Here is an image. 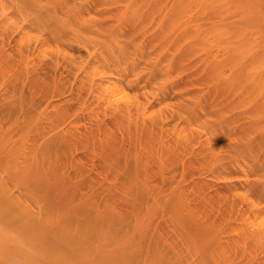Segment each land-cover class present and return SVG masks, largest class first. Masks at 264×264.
I'll return each instance as SVG.
<instances>
[{
    "label": "rangeland",
    "instance_id": "rangeland-1",
    "mask_svg": "<svg viewBox=\"0 0 264 264\" xmlns=\"http://www.w3.org/2000/svg\"><path fill=\"white\" fill-rule=\"evenodd\" d=\"M31 1H33L34 3L31 4L32 3ZM37 1L36 0H28L26 2L25 0L24 1L19 0V2H18V0H16V1L10 0V2L13 3L12 7H11V5H10L11 3L9 2V0L8 1L3 0L4 3L6 2L4 7L5 6L9 7V11H8L7 16L5 14H3L4 16L7 17V20H9L8 17L11 16V18H13V21H14V24L16 25V27H18V26L22 27V25H23L24 27L27 26L26 28L29 27L30 30H32L31 28L34 27L33 28L34 31L32 30L31 33L36 32V34L33 33V35L35 34V36H36L39 33L42 35L43 38L45 37L44 38V41L46 40L45 42H48V44H50L52 42L50 44L51 47L55 48V46H56V47H59V49H61V50H59L60 53H58L59 55H57L56 58H55V53H52V50H51V52H49L50 51L49 50V51H46V53H45V51L44 52L39 51L40 48L36 49V50H38L39 53L35 50V52L30 54L34 57L30 58V55L28 56L29 53L26 54L28 57L24 56L25 52L24 53L22 52V50H23V49H21L22 45L20 46V43H19V41L21 39L23 40V38L19 37V36H21L22 33L20 32L21 33L20 34L19 31L14 32V30H13V32H11L10 30H8V28L7 29L4 28L5 27L4 25H6L7 27H9L11 25H9V24L7 25L5 23V21L7 23L9 21L4 19L3 15H2V18H0V29H1L0 34H3L0 36H2V38L4 39V41H3L0 37V39H1L0 44L5 42L4 44L6 46L3 45L5 48V52L7 50V52L9 53L8 54L6 52L8 54L7 58H6V53H4L5 56L4 55L3 56L6 59H3L4 57L2 59L0 58L1 60H5L3 62H0V65H3V66H1L3 68L0 67V76L2 77V78L0 77V93L5 94L6 90L8 92V90L12 89V86H13V88L16 86L13 89L14 93L13 92L11 93V95H13L12 96L13 102H15V100L18 97L20 99V96L22 98L23 97L22 95H25V97H23V99H20V100H23V102H25L24 100H26V103H28V102L30 103V104H27V107L25 106L26 107L25 109L28 110L30 105L31 106L35 105V108H36V109L35 108L33 109L34 114H32L33 112L31 113L33 115L32 116L33 118L28 113H26L27 111L24 109H23V111L25 113L20 112L21 115L18 116V118L16 120V121H19L17 123L18 125L16 126V124H13L14 127H13V130L11 132L12 134L13 133L17 134L14 136V138H16V136L18 138H21L20 134H22V131H25L27 128H29V130L27 129L26 131L27 132L29 131L28 134L30 135L29 137H31V141L33 139H35L32 141L33 143H35L34 141H36V143H37V141H39L40 144L36 146V147L39 146L38 148H36V149H39L43 142H46V140L49 141L48 140L49 138L54 139V136L56 137L57 132L58 133L59 132L60 133L65 132V134L68 133L70 135H71V132H72V135H73V133L77 134L78 135V136L76 135L77 137L75 135H73V136L75 138H77L78 141L79 140H82V141H79L80 146L79 145L78 146L80 148L78 149V151H76V154H79V156L81 155L80 159L81 160L83 159L84 161L82 160L83 161L82 162L80 159H77V160L78 161L80 160V162L84 164L82 167L84 168V171H86L85 175L83 174L85 179L82 177L83 175L77 179L80 180V178L82 177L86 181V178L88 176L89 177L87 179H90V178L93 179L95 176L99 177V175H98L99 173L100 174L103 173L104 175H107V177L109 179L113 177V176L111 177V173L113 175L114 169H113V172H111L112 169H109V168H111V166H114V165L113 164L107 165V163L110 164L111 158L106 157V159H109V161L106 160L107 162H104L105 160H102V159H104V156H106V154H104L106 152H103L101 150V147L99 145V141H97L98 144H96V143L93 144V143H90L91 141H89V139H88L89 138L88 136H90V134L96 135L95 141H96V137L98 138V136L100 138H102L103 136L106 137L107 135L108 136L110 135V138L112 136V138H114L113 140H117V142L119 144V145L116 144L117 147H119V148H117L118 149L117 151H119V150L123 151L124 149H121V148H124L126 146L127 148L125 147V149L127 150V152L132 151V153L131 152H130V154L128 153L130 155L129 157H132V155L134 153H137V151H135V150H138L137 154L144 158L143 159L140 157L141 161H140L139 170H138V172H140V173H137V175L140 174L143 177L140 176L141 177L140 178L138 176V180L140 183L146 181V185H144V183H143V186L144 187L149 186V187L148 188L145 187L146 191L143 187V189H144L143 191L147 192V189H148V195H153L150 192L151 188H152V190L154 191L152 193L155 194V195H153V197L156 200L154 198L148 199V197H144L147 194H144L143 199L147 198L148 202H150L149 204H153L156 201L155 202L156 204L152 210L153 213L154 212L155 213L151 214V212H150L151 216L150 215L148 216V214H147L148 211L144 210L145 208L143 209V211L146 213H144L141 210L142 208L139 209L140 206H138V213H142L141 215L140 214H138V215H140L144 218V216H143V214H144L145 216H147L149 218L148 221L153 222V223H151V225H152L151 227L157 226L156 229L159 231H156L155 228H154L155 231L153 230L154 231L153 233H156L155 234L156 236L158 234L157 232H159V233L161 232L163 236H165L167 239L169 238L172 241L171 243L174 244L177 241L175 239L176 241L174 240L175 242H173L174 236H172L173 234L176 235L175 232L173 231V229L175 230V228L173 227V225H174L173 223H174V220H176V219H174V217L175 218L177 217V220H178V218H180L181 220L180 219L179 220L181 221V223H184V225H186V223H187V225L190 224L191 223L190 221H192L191 224H193V222H195V223L201 222L202 223L204 221V223H206V224L207 223L209 224L211 222L212 224L211 223L209 224L210 225L209 229L211 231V234H213L212 236L213 237L216 236V238L217 237L220 238L221 242H223V246L227 247L229 249V250H226L227 248L226 249L222 248L225 251L223 253H227V255H229L230 257L234 256L233 258H229V259H232V260H230V262L236 263V262L240 261L239 263H241V264H250V263L253 264V262H254V264L255 263L256 264H264V253H262V252H264V247H261L260 245L257 247V244H255L254 242H253L254 243V246H253V243H251L249 238H248L251 245L249 244V242H245L246 245L250 246V247L247 246V248H245L246 246H245V243L243 242L245 239V238L243 239V237L245 236V235H243V233L245 234L246 231L249 232V230H250V227L248 229L249 225L244 224V223H247L249 221L248 219H246L248 217V215H250L249 218H251V217L256 216L257 211L260 212V214L264 213V210H262V208H264V201H262V200H264V199H262V197H264V195H262V194H264V101H262V100H264V97H261V96H264V89H262V88H264V57H260V56H264V46H261L262 44H264V36H262V35H264V0H223L222 2H220L221 4L220 3L218 4L217 1L216 2L207 1V4H205V1L202 2L206 6L205 5L201 6V4H202L201 2H200V4L197 3L196 1L194 3L188 2V3H190L189 5L187 3L189 10H188V8H186L187 9L186 10L183 7V9L186 10L185 13L183 12V14H186L187 16L190 15V16L189 17L185 16V18H186V19L184 18L185 21H183V20L182 21L183 22L187 21V23H188L187 26L189 28L188 27H175L174 28V26L169 25L170 21L167 18L170 15V14L168 15V13L170 12L169 9L171 10V8H174V7H170V6H174L176 4V3L175 4L173 3L174 5H171L172 4L171 2H174L173 0L171 2H170V0H165V1L163 0L164 2L161 1V3L157 4V6H150L151 2H152L151 0H147V1H145V0H123V1L122 0L121 1L120 0H114V1H112L111 0V2L109 0H106V1H108V3L105 0H60V1L59 0H46V1L45 0H37ZM50 1H51L52 5H50ZM55 1H57V2H55ZM58 1L61 3V5ZM1 2H2V0H1ZM21 2H22V4H21ZM28 2H31V3L29 4ZM82 2L84 5L82 4ZM35 3H36V5H35ZM149 3H150V5H149ZM28 4L30 6H27ZM7 5H9V6H7ZM42 5L46 6V9L43 10L41 8ZM47 5L50 8L47 7ZM224 5H226V7ZM44 6H43V8H44ZM222 7H224V8H222ZM166 8H169L168 11ZM195 8H197V9H195ZM198 8H200V10H198ZM219 8H221L220 12H219ZM41 9H42V11H45V12H46V10H47V12H48V10H52V11L54 10V12H53L54 14H51L52 19H53V15H54L55 18L56 17L58 18V21L60 23L57 22V19H55V18H54L55 20L53 19L54 21L51 20V17H50L51 12L47 13V14H49V16H46L47 14L45 13L46 15H45L44 19H42L43 17L40 16V15H42V13L40 12ZM59 10L61 11V13ZM38 11L41 14L38 13ZM230 11L233 12V14ZM225 12L227 15L225 14ZM29 13H31V14H29ZM66 13L68 14V16ZM77 13L79 14V16L77 15ZM141 13H143V14H141ZM33 14L35 17L34 16L32 17ZM36 14H40L39 18H38V16H36ZM60 14H62V15H60ZM71 14L73 15V17H70ZM74 14H75V16H74ZM129 14H130V16H128ZM76 15H77V17H76ZM62 16H63V18H62ZM221 16H223V17H221ZM46 17H50V19L47 18V20H46L45 19ZM64 17H66V18H64ZM36 18L38 19V21H36ZM40 18L43 20L42 24L40 23V25L42 26L41 27L42 30H40L41 28L39 27L40 26L39 22L42 21V20L39 21ZM151 18H152V20H151ZM259 18H260V20H259ZM64 19L66 20V23H67V24H65V23L64 24L73 31H70L69 28L68 29L63 28L64 27L63 24H62L63 25V27H62L61 23L65 22ZM92 19H94V20H92ZM192 19H193V21H191ZM62 20H64V21H62ZM49 21H51L52 23ZM76 21H77V23H76ZM97 21H99V22H97ZM160 21H162V22H160ZM2 22L4 23V25ZM125 22H126V24H125ZM195 22L197 24H200V25H195L196 24ZM247 22L249 23V25L251 24L250 26L254 25L255 29L252 28V31H251L250 26L249 25L247 26V24H248ZM56 23H57V25H56ZM79 23H82V24H79ZM83 23H85L86 25ZM233 23H235V24H233ZM10 24H11V22H10ZM14 24L11 27H13V26L15 27ZM43 24H46V25H43ZM58 24H60V27L62 29H64V30L66 29L67 31L69 30L70 32L68 31V34H66V32H65L64 36L62 34L64 41L61 38V36L58 35L59 38L55 37L56 40H52V38H51L50 42H49V38H47V37H50L53 34L55 35L56 33L57 34L59 33V32L55 33V30L52 31L54 28L57 29V31H58V27H57V26H59ZM76 24H77V26H76ZM89 24H91L93 26H90ZM158 24L162 25V26H159ZM202 24H203V26H202ZM1 25H3V26H1ZM117 25H118V27H117ZM168 25H169V27H168ZM192 25H193V27H192ZM82 26H84V27H82ZM87 26H89V27H87ZM80 27H82V29ZM210 27H211V29H210ZM219 27H221L222 29ZM242 27H243V29H245V31H246V28L249 27V28H247V35L244 31V33L246 35L245 39L249 38L250 40L249 39L248 40L251 41L253 38H256L255 40L253 39L255 41V43L252 40V42L254 44L253 43L250 44V42L249 43L246 42V44L248 43L247 45L244 44L245 42L244 43L242 42L244 45L239 44V42L234 44L235 39L233 37L235 36L236 31L241 29ZM44 28H45V30H44ZM48 28L54 33H51L50 30H47ZM197 28H199L200 33H198ZM35 29H38V30H35ZM190 29H191V31H190ZM225 29H226V31H225ZM75 30L77 31V33L75 32ZM95 30H97V32ZM166 30L169 32H167ZM171 30H172V32H170ZM183 30H184V32H183ZM248 30H250V31H248ZM254 30H256V32H259V33L256 34ZM193 31H195V32L193 33ZM206 31H207V33H206ZM209 31H211V32L208 33ZM220 31L222 33H224V35ZM233 31H234V33H233ZM48 32L50 34L49 36H48ZM72 32H73V34H72ZM189 32L192 33L191 36H190ZM249 32H252V33H249ZM173 33H174V35H173ZM179 33H180V35H177ZM195 33L197 34V37H196ZM211 33H212V35H211ZM59 34H61V32ZM93 34H94V36H93ZM117 34H119V35H117ZM170 34H171V36H170ZM193 34H195V35H193ZM214 34H216V35H214ZM259 34H260V36H259ZM164 35H166V37ZM248 35H250V36H248ZM38 36H40V35H38ZM65 36H67V37L65 38ZM72 37H73V39H72ZM184 37L186 38V40ZM190 37H192V39ZM200 37L202 38L201 40H200ZM37 38L38 37L36 36L35 40H37ZM53 38H54V36H53ZM165 38H167V39H165ZM168 39H169V41H168ZM225 39H226V41H225ZM259 39L262 41H259ZM38 40H41V39H38ZM96 40H98V41L96 42ZM212 40H214V41H212ZM164 41H165V43H163ZM182 41H183V43H182ZM40 42L42 43V41H40ZM73 42H74V44H72ZM114 42L116 43V45H113V44H115ZM191 42H193V43H191ZM195 42H199V43H195ZM200 42H202V43L200 44ZM203 42H205V43H203ZM171 43L173 44L172 46H175V47H172L170 45ZM99 44L102 45V47L104 46L105 49H107V50H105L104 47L102 49L100 47V49H99V46H98ZM229 45L231 47V52H230ZM232 45H233V47H232ZM235 45H237L236 50H239L238 52L236 50H233ZM253 45H254V47H252ZM0 46L2 47V44ZM40 46H41V44H40ZM186 46H187V48H186ZM189 46H192V47H189ZM243 46L245 48H243ZM119 47H120V49H122L124 47L123 51H126V52H124L126 54H123L122 50H120L122 52V55H123L122 56L120 54ZM62 48H64V49H62ZM112 48H114V49H112ZM115 48H116V50H115ZM103 49L107 52H105ZM109 49H110V51H109ZM186 49H187V51H186ZM254 49L255 50L257 49V50L255 51ZM2 50H4V49H2ZM57 50H58V48H57ZM65 50H67L66 54H65ZM217 50H219L220 52ZM10 51L12 54L10 53ZM129 51H131L133 54ZM184 51H186V52H184ZM19 52H22L21 53L22 55L24 54L23 56L20 54L21 57H23V58L19 57ZM40 52H42V53H40ZM97 52L99 54H97ZM207 52H208V54H207ZM235 52L238 54H236ZM242 52H244V53H242ZM34 53L37 57H35ZM43 53H45L46 55H44ZM48 53H50V54H48ZM218 53H219V55H218ZM39 54H43V55H39ZM9 55L10 56L12 55L11 57L13 59L11 57H9ZM94 55H95V57H94ZM98 55H101L100 59L102 61L105 60V62H106V60H107V62H109L108 59L109 60L111 59L110 63H107L109 65L112 63V61H113L112 57L114 55H115L114 59L118 55L120 58H121V56H122V58L126 57V58L120 59V60H125V59L127 60V58L129 60L128 62L126 61L125 66L122 64L123 67H121V69L124 70V72L127 71L126 72L127 74L124 73V76L125 77H126V75H127V77L129 76L128 80H130V79H132L134 81L136 80L137 83L136 82L134 83V81L130 80V82L133 84V86L135 84L134 87L130 86V85H132L131 83L130 84L127 83V85L129 84V87H130L129 91L138 95L141 102L144 104V106H142L143 109L142 108L141 109L144 110V108H145L144 111H142L140 109V113L143 112V114L144 113L145 114L144 115H142V113L140 114L143 117L140 116L138 119V123L141 122V123H139L141 127L140 126L137 127L139 129L137 131H135V133L137 132L136 134L134 133V130H133V129H135L134 128L135 126L133 125L130 127L131 129H129L128 126H130V124L129 125L126 124L127 120L122 119L123 120L122 124H124L125 126L122 124L120 125L121 119L112 113L113 109L111 107H107L106 108L107 110H105V108L103 106L104 105L103 101L100 102V100L97 99L96 95L89 91L88 80L81 77V76H83V74H85V72H84L85 70L80 69L79 65H82V64L78 61L79 60L90 61L91 57H94L97 60V59H99ZM106 55L108 58L105 57ZM214 56H215V60H214ZM26 57H27V60H26ZM68 57H71V58L69 59ZM9 58H11V59H9ZM19 58L20 59L25 58V59L23 60V62H21V60ZM29 58H30V60H34V61H30ZM36 58H38V60ZM219 59H221V60H219ZM6 60H9L10 61V62L8 61L9 63H11V61H13V60H16V61H13V64L12 63L10 64L11 68H12V72H9L10 66H7V64L5 63ZM51 60H53V61H51ZM67 60L68 61L70 60L71 63L67 62ZM92 60L93 59H91V61ZM133 60H135V62ZM64 61L66 62L65 64H64ZM99 61H97L98 66L102 67L103 66L102 64L104 62H102V64H101V63H99ZM31 62H33V63H31ZM53 62L54 63L56 62V63L54 64ZM223 62L225 65L223 64ZM9 63H8V65H9ZM14 63H15V65H14ZM46 63H47V65H46ZM234 63H235V65H234ZM25 64H27V65H25ZM77 64H79V65H77ZM211 64L214 66H212ZM74 66H76L77 69ZM77 66H79V67H77ZM134 66H135V68H134ZM4 67H9L8 71H6L8 74H6V72L4 71L7 68H4ZM101 67H100V69L104 70V68H105V71H107L108 73H109V70L112 71L111 69L107 70L106 69L107 66L106 67L104 66L103 68H101ZM109 67L110 68L112 67V69H113V66L110 65ZM1 69H4V70H2L4 72H2ZM206 69L208 72L206 71ZM25 70H26V72H25ZM103 70H102V72H103ZM218 70L221 73L218 72ZM15 71H16V73L18 72V74H16ZM212 71L215 72L216 74L213 73ZM1 72L4 73L5 75L1 74ZM75 72H77V73H75ZM140 72H141V74H140ZM261 73H262V75H261ZM10 75H13V76H10ZM17 75L21 76V77H18ZM37 75H39V76H37ZM256 75H257L258 79H259V77H261L260 80L261 79L262 80L259 81L256 79L257 78L256 77V78H254L256 80H254V82H253V79H251V78L255 77ZM22 76L23 77L27 76V77L24 79V78H22ZM30 76L32 78L33 77H36V78L39 77L37 80L35 79L36 81L33 83L34 86H36V83L38 82V84H37L38 87L36 86L37 88L34 87L33 85H31L32 81L34 79L32 81L31 80L29 81L30 84L27 83L28 77L31 78ZM51 77H52V79H51ZM78 77H80V78H78ZM246 77H248V79ZM75 78H77V79H75ZM215 78H217V79H215ZM245 79H247V80H245ZM45 80H47V81H45ZM80 80H81V83H79ZM82 80H84V81L82 82ZM226 80L229 81L230 83L227 82ZM12 81H13V83H12ZM25 81H27V82H25ZM232 81H233V83H232ZM9 82L11 84H8ZM127 82H129V81H127ZM242 83H243V85H242ZM7 85H8V88L6 87ZM42 85H43V87H41ZM44 85H46V86H44ZM253 85H255V86H253ZM58 86H60V87H58ZM39 87H41V89ZM135 87H136V90H135ZM21 89L24 91L25 94L22 93L23 91L21 92ZM36 89H37V91H36ZM11 91H9L8 94H5V95H10ZM224 91H225V93L223 94ZM16 92H18V94ZM19 94H20V96H19ZM29 94L31 96H29ZM144 94L146 97L144 96ZM37 95H39V96H37ZM233 95H235V96H233ZM43 96H45V97H43ZM195 96L196 97L199 96V97L196 99ZM31 97L34 100L31 99ZM144 97H145V99H144ZM19 99H17V100H19ZM221 99H222V101H221ZM223 99H224V101H223ZM260 100L262 102H260ZM210 102H212L213 104ZM91 103H93V104H91ZM100 103H102V104H100ZM145 103H148V104H145ZM190 103H192V105ZM254 103L255 104L257 103V104L255 105ZM99 104L101 106H103V108ZM178 105H179V107H178ZM105 106H107V105H105ZM64 107L66 110L64 109ZM99 107H101V108H99ZM32 108H30V109H32ZM38 110H39L40 115H41L40 111H42V112L44 111L45 113L43 112L44 113L43 116L46 118L45 121L49 122L50 124L52 123L53 127H49L50 129L54 128V129H52V131L49 128H45L47 132H48V130L51 133L53 132L52 134H48L50 132L46 133L45 130L42 131L41 124L38 123L40 121H37L38 117H37V115H35V114H37L36 111H38ZM58 110H60V111H58ZM103 110L105 113L103 112ZM30 111H32V110H29V112ZM61 111L64 112L63 114L65 117V120L63 121V123L61 122L62 124L60 123V120H59L60 117L58 118V116L62 115ZM96 111H99V113ZM186 111H188V114ZM192 111H193V113H192ZM57 112L59 115H57ZM191 113L192 114L196 113V115L194 114L195 116L194 115L192 116ZM24 114H26L27 116L26 115L24 116ZM45 114H47V115L45 116ZM48 114H50V115H48ZM15 115H19V114L15 113ZM34 115L37 118L34 117ZM138 115L139 114H136L134 116L135 118L132 119V120H134V123L137 122V121H135V119L137 120ZM180 115H181V117H180ZM182 115H184V117ZM27 117H29V119H31V120H29ZM35 118H36V122L39 124V126H37L36 124L35 125L33 124L35 121L34 120ZM57 118L59 121L57 120ZM142 118H143V120H142ZM146 118H148L149 120H147ZM61 119H62V117H61ZM163 119H164L165 123L163 122ZM25 120H27V121H25ZM32 120H33V122H32ZM141 120L144 122L142 123ZM20 121H22V122H20ZM23 121L25 123H23ZM184 121H187V122L184 123ZM28 122H30L29 124L31 125V127L28 124ZM73 122H75V123L73 124ZM19 123H20V125H19ZM117 123L120 125V128L118 127L119 125ZM138 123H135L136 126ZM187 123H189V124H187ZM23 124H25V125H23ZM77 125H78V127H77ZM34 126H36V127L34 128ZM71 126H73L74 128ZM37 127H39L38 129H40V128L41 129L38 130ZM148 127H151V128L148 129ZM170 128H172V129H170ZM185 128H186V130H184ZM36 129L39 131L38 133H37ZM66 129H67V131H66ZM140 129H141V131H140ZM176 129L180 133H178L176 131ZM16 130L19 134L15 132ZM18 130H20V131H18ZM131 130H133V131H131ZM182 130H184V131H182ZM105 131L108 133H106ZM166 131H167V133L165 134ZM36 133H37V135H36ZM39 133H41L40 135L43 136L44 141H43V138L41 136H38ZM44 133H46L45 136H44ZM94 133H96V134H94ZM129 133H131V134L134 133L135 135H129ZM138 133H140V134H138ZM187 135H190V139H193V142H192V140L190 141L189 138H186V137H189ZM192 135L195 138H193ZM127 136L129 139L127 138ZM133 136H137V137L135 138ZM78 138H81V139H78ZM107 138H109V137H107ZM134 138L135 139L138 138L137 139L138 142L137 141L135 142ZM175 138H177V139H175ZM174 139H175V141L173 142ZM184 139H186V140H184ZM131 140H133V141H131ZM157 140L158 141L160 140V141L158 142ZM206 140L207 141L210 140L211 142L209 141L207 143ZM141 141H143L145 145ZM184 141H185V143H183ZM190 142H192L193 144H191ZM36 143H35V145H36ZM121 143L124 144L123 147L120 146ZM138 143L140 146L142 145L141 149H140V146L138 147V145H137ZM157 143H158V145H157ZM170 145H172V147ZM180 145L182 148L180 147ZM186 145H189V146L191 145V146L189 147ZM133 146L137 147V148H134ZM183 146H185V148H183ZM206 148H208V149H206ZM210 148H211V151L213 149L212 152L210 151ZM92 149H93L94 154L91 151ZM94 149H96V150H94ZM162 149H163V151H162ZM122 151H120V152H122ZM184 151H186L187 153H185ZM214 151H215V154H213ZM98 152L103 153L102 159L99 157L100 154ZM140 152H141V154H140ZM89 153H90V155H89ZM165 153L167 154V156ZM168 153L171 155V157ZM174 155L175 156L179 155V156L177 158H175V157H173ZM211 155H213V157ZM79 156H77V157H79ZM163 156H164V158H163ZM180 156L183 158H181ZM122 157H123L122 155H121V157H120V155L118 156V158L120 159V162L123 164L124 157L123 158ZM219 158H221V159H219ZM154 159L156 161H154ZM130 160L132 161V158ZM142 160H144V161H142ZM158 160L160 161V163H161V161H163L161 163V165H162L161 168H159L160 166L158 167V165H160V164H158L159 162H157ZM192 160H193V162H192ZM85 161H87L88 166H87V164L85 165V163H86ZM149 161H151V162H149ZM91 162L92 163L94 162L95 166L98 168L97 169L94 166V168H95L94 172H92L93 170H90L88 168L91 165ZM142 162L145 163V166H142ZM132 163H130V166H132L131 165ZM187 163H189V164H187ZM214 163H216V164H214ZM151 164H153L154 166H152ZM175 164H176V167H175ZM77 165L79 166L78 163H77ZM99 165L104 166L103 167L104 169ZM134 165H133V167H134ZM185 165H187V166H185ZM193 165H195V166H193ZM84 166L88 169V171H87V169L85 170ZM107 166H109V168H107ZM148 166H150V169ZM68 169H70V168H68ZM107 169H109V170H107ZM141 169H143V170H141ZM147 169H148V171H147ZM163 169H165V170H163ZM200 169H202V170H200ZM133 170H135V168ZM186 170H188V171H186ZM71 171H72V169H71ZM128 171H129V169L126 170L125 172H128ZM142 171L145 172L147 175L143 174ZM153 171H155V172H153ZM162 171L165 172V175ZM197 171H198V173H197ZM96 172H97V174H96ZM151 173H153V174L151 175ZM103 174H102V179H103V177H106V176H103ZM120 174H121V172H120ZM121 177L119 180H121ZM196 177H198V178H196ZM99 178L101 179V177H99ZM154 178H157V179H154ZM97 180H98V178H97ZM156 180H158V181H156ZM81 181L84 182L83 180H80V181H78V183H80ZM193 181H195V182H193ZM204 181L206 182L205 184H204ZM103 182L105 184L108 183L107 181H106L107 183L105 181H103ZM85 183L82 185H86ZM80 185H81V183L79 184V186ZM100 185H102V184L100 183ZM100 185L96 184L95 187H98V186L100 187ZM107 185L106 186L103 185V187L106 188ZM141 185L142 184H140V186ZM189 185H190V187H189ZM207 185H208V188L205 187ZM259 185H261V186H259ZM258 186L260 189L258 188ZM231 187H233V188L236 187V188L231 190ZM254 187L258 188L257 191H256V188L254 189ZM100 188H101V193H102L101 198H105L106 194H107L106 197L109 195L108 198L111 196L112 193L116 194L115 191L111 192L109 190L102 192L103 188L102 187H100ZM179 188L183 189V191L181 190V192L184 194L182 195V193H181V194H179L180 197L176 198V196L177 197L179 196L177 193H180V191L176 193L177 195L175 194V191L180 190ZM187 188L189 189V191L187 190ZM141 189H142V187H141ZM207 189H209V190H207ZM238 189H239V191L242 192L241 198H240L241 192L239 193ZM171 190L174 191L173 192L174 195H173ZM234 190H235V192L236 191H238V192L235 193ZM155 191H156V193H155ZM108 192H110V193H108ZM247 192H249V193H247ZM158 193H159V195H158ZM170 193H172V194H170ZM169 194H170V197H168ZM188 194H190V195H188ZM235 194H237L238 196H236ZM171 195H173V197L176 198V200H172ZM234 195H235V197H234ZM183 196H185V198L187 199L185 201L182 200L183 203L185 204V202L187 201L186 202V204H187L189 202L187 205L185 204L186 206L182 204L181 205L182 207L180 206L181 209H178L179 206H177V208H176L175 205L174 206L169 205V204H172L173 201L178 202L179 200L181 201V198L185 199ZM259 196L260 197L262 196L260 198L262 200L259 199ZM167 197L170 198L171 200L168 199ZM236 197H238V198H236ZM248 197L253 198L254 202L252 201L251 198H249V200H247ZM110 198L108 200L109 202L111 200L116 199L117 197L114 199L111 198V200H110ZM149 198H150V196H149ZM245 198H246V200H245ZM177 199H178V201H177ZM152 200H153V203L151 202ZM259 200H260V202H259ZM145 201L147 202V200H145ZM170 201H172V202H170ZM111 202H113V201H111ZM115 202L117 203L116 205H118V204L120 205V206L119 205L118 206H119V209L121 210V212H125V210L128 207V204L126 202L124 204L123 203L124 201H121L118 198L116 199ZM167 202H170V203H167ZM255 202H257V203H255ZM158 203H159V205H157ZM163 203H164V206H163ZM209 203H210V205H208ZM260 203L262 206L260 205ZM166 204L169 205L170 208ZM246 204H247V207H246ZM248 204H250V205H248ZM251 204H252V206H251ZM195 205H196V207H195ZM233 205H235V206H233ZM191 206L194 207L193 210H192ZM210 206H211V208H210ZM141 207H144V205H141ZM171 207L175 208V209L173 208L174 212L171 211L172 213L170 212V209H172ZM198 207H199V210H198ZM233 208H235L236 210H234ZM212 209H213V211H212ZM240 209L242 210V212ZM187 210L190 211V215L188 214L189 211H187ZM191 210H192V212H191ZM245 210L247 213L245 212ZM252 210L254 211V213ZM130 211H131V209H129V211H127V212H130ZM178 211H179V213H178ZM206 211H208L209 213ZM232 211H233V213H232ZM193 212H194V214H193ZM196 212H198V214ZM222 212L224 215L222 214ZM239 212H241V213H239ZM258 212H257V214H259ZM227 213H229V214H227ZM195 214H197V215H195ZM200 214L202 215V217ZM231 214L232 215L234 214L235 216L234 215L232 216ZM218 215L220 218L218 217ZM185 216L187 218H184ZM245 216H246V218H245ZM147 217H145V218H147ZM217 217H218L219 221L217 220ZM189 218H191V219H189ZM203 218L206 219V221ZM221 218H223L224 220ZM227 218H229V219H227ZM152 219H153V221H152ZM210 219H212V220L208 222V220H210ZM240 219H241V221H240ZM215 220H217V221H215ZM246 220H248V221H246ZM251 220H252V218H251ZM214 222L216 224H213ZM177 223H179V222L177 221ZM241 223H243V224H241ZM216 225H218V226L215 227ZM169 226H170V228H169ZM235 226H236V228H235ZM220 227H221V229H220ZM240 227H242L244 229L247 228V229L244 230ZM212 228L215 230H213ZM218 228L220 229V231L217 230ZM188 229H189V227H188ZM209 229L207 231H209ZM177 230H178V228H177ZM242 231H245V232L242 233ZM234 232H236V233H234ZM164 233H165V235H164ZM190 233H193V232L191 231ZM238 233L241 234V236L243 235V237H242L243 240H240V241L242 244L244 243L245 247L240 242H238L239 240H237V239H239V237H241V236H239ZM236 237H238V238H236ZM166 238H164V239H166ZM170 240H168V241L170 242ZM235 240L238 242V246L234 243V242H236ZM245 240H247V238ZM232 241H234L233 243L237 247L235 245L232 246L233 245ZM226 244H227V246H226ZM230 245H231V247H229ZM259 247H261V248L259 249ZM231 248H233V250H232L233 253L235 251H237V248H238V251H237L238 255H234L236 253L233 254L231 251ZM248 248H249V251L247 250ZM242 249H244V250H242ZM255 249H256V251H254ZM252 250L255 252L254 255L251 254V253H253ZM239 251H241V252L243 251L246 256L243 254V252L240 253L241 255H239ZM247 253L250 256H248ZM232 254H233V256H232ZM235 256H237V257L243 256V257L242 258H239V257L235 258ZM244 257H249V258H245L244 262L242 263ZM239 263H236V264H239Z\"/></svg>",
    "mask_w": 264,
    "mask_h": 264
},
{
    "label": "bare ground",
    "instance_id": "bare-ground-1",
    "mask_svg": "<svg viewBox=\"0 0 264 264\" xmlns=\"http://www.w3.org/2000/svg\"><path fill=\"white\" fill-rule=\"evenodd\" d=\"M6 1H8V0H6ZM16 1V0H15ZM22 1H24V0H22ZM26 2L28 1V0H25ZM37 1V0H36ZM46 1V0H45ZM60 1V0H59ZM58 1V2H59ZM106 1V0H105ZM110 2H111V0H109ZM112 1H114V0H112ZM121 1V0H120ZM123 1V0H122ZM145 1H147V0H145ZM152 1V2H151ZM150 2H151V5H150V3H149V5L150 6H157V4H160L161 3V1L162 2H164L163 0H151ZM160 1V2H159ZM172 0H170V2H171ZM174 2H171L172 4L171 5H174L175 3L177 4H175L174 6H170V7H174V8H171V10L169 9V8H166L167 9V11H168V9H169V13H168V19H169V21H170V24L169 25H172V26H174V28L175 27H188L187 26V21L186 22H183V21H185V16H187L186 14H183V12L185 13V11L187 10L186 8H188V6H187V3L188 2H197V3H199L200 4V2L202 3V2H204L205 1V4H207V1H209V2H218V4L220 3V2H222L223 0H173ZM199 1V2H198ZM9 2H10V0H9ZM8 2V3H9ZM18 2H19V0H18ZM32 2V3H31ZM31 2H28L29 4L31 3V4H33L34 2L33 1H31ZM38 2V1H37ZM43 2V1H42ZM48 2V1H47ZM55 2H57V1H55ZM62 2V1H61ZM107 3H108V1H106ZM11 4V7H12V2H10ZM17 3V2H16ZM44 3V2H43ZM60 3V2H59ZM139 3V2H138ZM148 3V2H147ZM167 3V2H166ZM165 3V4H166ZM174 3V4H173ZM190 3H188V5L190 4ZM225 3V2H224ZM227 3V2H226ZM6 4V2L4 3L3 2V0H2V2H1V0H0V18H2V15L3 14H5L6 16H7V14H8V11H9V7H4V5ZM19 4V3H18ZM21 4H22V2H21ZM20 4V5H21ZM27 5V6H30V5ZM41 4V3H40ZM69 4V3H68ZM82 4H83V2H82ZM196 4V3H195ZM205 4H201V6L202 5H205ZM221 4V3H220ZM229 4V3H228ZM35 5H36V3H35ZM50 5H52V3H51V1H50ZM60 5H61V3H60ZM84 5V4H83ZM147 5V4H146ZM227 5V4H226ZM226 5H224L225 7H226ZM7 6H9V5H7ZM17 6V5H16ZM26 6V5H25ZM33 6V5H32ZM43 6L44 5H42L41 6V8L44 10V9H46V6H44V8H43ZM55 6V5H54ZM59 6V5H58ZM64 6V5H63ZM125 6V5H124ZM166 6V5H165ZM176 6V7H175ZM187 6V7H186ZM200 6V5H199ZM206 6V5H205ZM19 7V6H18ZM47 7H49L48 5H47ZM126 7V6H125ZM183 7L186 9V10H184L183 9ZM195 7V6H194ZM193 7V8H194ZM8 8V9H7ZM30 8V7H29ZM28 8V9H29ZM50 8V7H49ZM127 8V7H126ZM148 8V7H147ZM158 8V7H157ZM156 8V9H157ZM222 8H224V7H222ZM27 9V8H26ZM42 9H41V13H42V15H40L41 13L38 11V13H40V14H36V16H38V18H39V15L40 16H42L41 18L42 19H44V17H45V15L48 13V12H51L50 13V17H51V20H53L55 17H54V15H53V19H52V15L51 14H54L53 12H54V10L52 11V10H48V12H47V10H46V12L45 11H42ZM72 9V8H71ZM119 9V8H118ZM195 9H197V8H195ZM220 9L221 8H219V12H220ZM11 10V9H10ZM75 10V9H74ZM73 10V11H74ZM124 10V9H123ZM137 10V9H136ZM135 10V11H136ZM188 10H189V8H188ZM198 10H200V8H198ZM223 10V9H222ZM20 11V10H19ZM60 11V10H59ZM58 11V12H59ZM64 11V10H63ZM62 11V12H63ZM149 11V10H148ZM151 11V10H150ZM153 11V10H152ZM155 11V10H154ZM177 11V12H176ZM182 11V12H181ZM193 11V10H192ZM226 11V10H225ZM233 11V10H232ZM44 12V13H43ZM144 12V11H143ZM191 12V11H190ZM231 12V11H230ZM17 13V12H16ZM19 13V12H18ZM34 13V12H33ZM46 13V14H45ZM57 13V12H56ZM60 13H61V11H60ZM107 13V12H106ZM187 13V12H186ZM202 13V12H201ZM205 13V12H204ZM232 14H233V12H231ZM14 14V13H13ZM21 14V13H20ZM19 14V15H20ZM29 14H31V13H29ZM44 14V15H43ZM67 14V13H66ZM76 14V13H75ZM75 14H74V16H75ZM81 14V13H80ZM89 14V13H88ZM99 14V13H98ZM121 14V13H120ZM141 14H143V13H141ZM160 14V13H159ZM191 14V13H190ZM224 14V13H223ZM225 14H226V12H225ZM12 15V14H11ZM18 15V14H17ZM60 15H62V14H60ZM77 15L79 16V14L77 13ZM77 15H76V17H77ZM139 15V14H138ZM148 15V14H147ZM151 15V14H150ZM178 15V16H177ZM204 15V14H203ZM227 15V14H226ZM6 16H4L3 15V18L4 19H6L7 20V17ZM13 16V15H12ZM21 16V15H20ZM34 16V14L32 15V17ZM46 16H49V14H47ZM59 16V15H58ZM67 16H68V14H67ZM85 16V15H84ZM83 16V17H84ZM128 16H130V14L128 15ZM153 16V15H152ZM162 16V15H161ZM190 16V15H189ZM189 16H187V17H189ZM195 16V15H194ZM201 16V15H200ZM230 16V15H229ZM233 16V15H232ZM23 17V16H22ZM29 17V16H28ZM35 17V16H34ZM50 17H46L45 19L47 20V18H49L50 19ZM70 17H73V15L71 14L70 15ZM82 17V18H83ZM221 17H223V16H221ZM228 17V16H227ZM231 17V16H230ZM16 18V17H15ZM27 18V17H26ZM40 18V20L39 21H41L42 19ZM62 18H63V16H62ZM64 18H66V17H64ZM85 18V17H84ZM99 18V17H98ZM148 18V17H147ZM185 18V19H184ZM197 18V17H196ZM245 18V17H244ZM247 18V17H246ZM3 19V20H4ZM8 19L9 20H7V21H9L8 23L5 21V23L8 25H13L14 24V21H13V18H11V16H9L8 17ZM22 19V18H21ZM32 19V18H31ZM35 19V18H34ZM55 19H57V22H59L58 21V18L56 17ZM54 19V20H55ZM69 19V18H68ZM67 19V20H68ZM73 19V18H72ZM87 19V18H86ZM90 19V18H89ZM133 19V18H132ZM143 19V18H142ZM154 19V18H153ZM198 19V18H197ZM226 19V18H225ZM253 19V18H252ZM53 20V21H54ZM65 20V19H64ZM64 20H62V21H64ZM75 20V19H74ZM92 20H94V19H92ZM130 20V19H129ZM151 20H152V18H151ZM183 20V21H182ZM259 20H260V18H259ZM36 21H38V19L36 18ZM71 21V20H70ZM86 21V20H85ZM124 21V20H123ZM191 21H193V19L191 20ZM190 21V22H191ZM196 21V20H195ZM10 22H11V24H10ZM29 22V21H28ZM42 22H43V20L41 21V22H39V25H40V23L42 24ZM47 22V21H46ZM49 22H51V21H49ZM91 22V21H90ZM96 22V21H95ZM97 22H99V21H97ZM131 22V21H130ZM138 22V21H137ZM160 22H162V21H160ZM220 22V21H219ZM253 22V21H252ZM251 22V23H252ZM261 22V21H260ZM3 23V22H2ZM45 23V22H44ZM52 23V22H51ZM54 23V22H53ZM60 23V22H59ZM67 24L66 23V20H65V22H62L61 23V25L63 24L64 25V27H63V25H62V27L63 28H66V29H68L69 27H67L65 24ZM76 23H77V21H76ZM128 23V22H127ZM156 23V22H155ZM196 23V22H195ZM248 23V22H247ZM48 24V23H47ZM69 24V23H68ZM79 24H82V23H79ZM83 24H85V23H83ZM125 24H126V22H125ZM161 24V23H160ZM163 24V23H162ZM222 24V23H221ZM233 24H235V23H233ZM232 24V25H233ZM238 24V23H237ZM242 24V23H241ZM3 25H4V23H3ZM3 25H1V26H3ZM15 25V24H14ZM20 25V24H19ZM30 25V24H29ZM43 25H46V24H43ZM54 25V24H53ZM56 25H57V23H56ZM59 26H57L58 27V31H57V29H53L52 31H54L55 30V33L56 32H61V34H53L52 36H50V37H47V38H49V42H50V39L52 38V40H56V38L55 37H58V35H60L61 36V38L63 39V41H64V38L62 37V34H63V36L65 35V32H66V34H68V31L70 30V31H73V30H71L70 28H69V30L67 31L66 29V31L64 30V29H62L61 27H60V24H58ZM86 25V24H85ZM84 25V26H85ZM90 26H93V25H91V24H89ZM98 25V24H97ZM136 25V24H135ZM159 25V24H158ZM169 25H168V27H169ZM195 25H200V24H195ZM249 25V23L247 24V26ZM251 25V24H250ZM249 25V26H250ZM5 27L4 28H8V30H10L11 32H13V30H14V32L15 31H19V33L21 34V36H19L20 38H23V40L21 39L20 41H19V43H20V46L22 47L21 49H23L22 50V52L24 53L25 52V55L24 56H27L26 54L27 53H29L28 54V56L30 55V54H32L33 52H35V50L38 48H40L39 49V51H45V53H46V51H49V52H51V50H52V53H55V58H56V56L57 55H59L58 53H60V51L59 50H61V49H59V47H56L55 46V48L54 47H51V43L50 44H48V42H45L44 41V38L42 37V35L41 34H39L38 32V34L36 35L38 38H37V40L38 39H41V40H35V38H36V36H35V34H36V32H32L31 33V31L33 30L34 31V27L33 28H31L32 30H30L29 29V27L28 28H26V27H24L23 25H22V27L21 26H18V27H16V25H15V27L13 26V27H11V26H9V27H7L6 25H4ZM66 26V27H65ZM69 26V25H68ZM76 26H77V24H76ZM80 26V25H79ZM84 26H82V27H84ZM150 26V25H149ZM159 26H162V25H159ZM164 26V25H163ZM202 26H203V24H202ZM214 26V25H213ZM222 26V25H221ZM239 26V25H238ZM253 26V27H252ZM252 26H250V30L252 31V28H254L255 29V26L254 25H252ZM257 26V25H256ZM40 28L42 27L41 25L39 26ZM50 27V26H49ZM56 27V26H55ZM56 27V28H57ZM82 27H80L81 29H82ZM87 27H89V26H87ZM86 27V28H87ZM95 27V26H94ZM117 27H118V25H117ZM139 27V26H138ZM191 27V26H190ZM192 27H193V25H192ZM217 27V26H216ZM223 27V26H222ZM226 27V26H225ZM230 27V26H229ZM236 27V26H235ZM234 27V28H235ZM39 28V29H40ZM159 28V27H158ZM189 28V27H188ZM201 28V27H200ZM219 28H221V27H219ZM218 28V29H219ZM237 28V27H236ZM247 28H249V27H247ZM247 28H246V31H245V29H243V27L241 28V29H239V30H235L236 31V33H235V36L233 37L234 39H235V43L234 44H236V43H238L239 42V44H243L244 42V44L245 45H247L249 42H250V44L251 43H255V39L256 38H251L252 40H253V42H252V40L251 41H249L250 39L249 38H247V39H245V37H246V35H247ZM73 29V28H72ZM85 29V28H84ZM163 29V28H162ZM187 29V28H186ZM198 29V33H200L199 31V28H197ZM207 29V28H206ZM210 29H211V27H210ZM222 29V28H221ZM220 29V30H221ZM1 30V29H0ZM35 30H38V29H35ZM40 30H42V28L40 29ZM44 30H45V28H44ZM43 30V31H44ZM47 30H50L49 28L47 29ZM93 30V29H92ZM173 30V29H172ZM172 30L170 31V32H172ZM202 30V29H201ZM204 30V29H203ZM233 30V29H232ZM250 30H248V31H250ZM257 30V29H256ZM256 30H254L255 31V33L257 34V33H259V32H256ZM51 30H50V32L51 33H54V32H52ZM63 31V32H62ZM69 31V32H70ZM96 32H97V30H95ZM105 31V30H104ZM167 31V30H166ZM188 31V30H187ZM186 31V32H187ZM190 31H191V29H190ZM208 31V30H207ZM207 31H206V33H207ZM224 31V30H223ZM225 31H226V29H225ZM244 31H245V33H246V35H245V33H244ZM2 32V31H1ZM41 32V31H40ZM75 32L77 33V31L75 30ZM74 32V33H75ZM89 32V31H88ZM167 32H169V31H167ZM183 32H184V30H183ZM195 31H193V33H194ZM205 32V31H204ZM211 31H209L208 33H210ZM221 32V31H220ZM232 32V31H231ZM33 33H35L34 35H33ZM42 33V32H41ZM46 33V32H45ZM190 33V36H191V32H189ZM188 33V34H189ZM215 33V32H214ZM222 33V32H221ZM233 33H234V31H233ZM249 33H252V32H249ZM7 34V33H6ZM18 34V33H17ZM47 34V33H46ZM72 34H73V32H72ZM196 34V33H195ZM195 34H193V35H195ZM203 34V33H202ZM223 35H224V33H222ZM226 34V33H225ZM254 34V33H253ZM262 34V33H261ZM0 35H3V34H0ZM16 35V34H15ZM38 35H40V36H38ZM50 34H49V32H48V36H49ZM75 35V34H74ZM103 35V34H102ZM117 35H119V34H117ZM167 35V34H166ZM166 35H164L165 37H166ZM173 35H174V33H173ZM177 35H180V33L179 34H177ZM211 35H212V33H211ZM214 35H216V34H214ZM53 36H54V38H53ZM79 36V35H78ZM81 36V35H80ZM93 36H94V34H93ZM163 36V35H162ZM170 36H171V34H170ZM184 36V35H183ZM219 36V35H218ZM248 36H250V35H248ZM255 36V35H254ZM257 36V35H256ZM259 36H260V34H259ZM262 36H264V35H262ZM1 37V39L4 41V39L2 38V36H0ZM18 37V36H17ZM34 39H33V38ZM67 36H65V38H66ZM84 37V36H83ZM92 37V36H91ZM179 37V36H178ZM182 37V36H181ZM195 37V36H194ZM196 37H197V34H196ZM207 37V36H206ZM214 37V36H213ZM221 37V36H220ZM59 38V37H58ZM60 38V39H61ZM185 38V37H184ZM188 38V37H187ZM191 39H192V37H190ZM231 38V37H230ZM262 38V37H261ZM0 39V40H1ZM43 39V40H42ZM72 39H73V37H72ZM86 39V38H85ZM165 39H167V38H165ZM170 39V38H169ZM169 39H168V41H169ZM178 39V38H177ZM198 39V38H197ZM202 38L200 37V40H201ZM208 39V38H207ZM249 39V40H248ZM82 40V39H81ZM88 40V39H87ZM94 40V39H93ZM185 40H186V38H185ZM196 40V39H195ZM205 40V39H204ZM219 40V39H218ZM40 41H42V43L40 42ZM59 41V40H58ZM61 41V40H60ZM75 41V40H74ZM84 41V40H83ZM98 40H96V42H97ZM166 41V40H165ZM165 41L163 42V43H165ZM174 41V40H173ZM191 41V40H190ZM212 41H214V40H212ZM216 41V40H215ZM225 41H226V39H225ZM259 41H262V40H260L259 39ZM18 42V41H17ZM71 42V41H70ZM101 42V41H100ZM167 42V41H166ZM180 42V41H179ZM243 42V43H242ZM246 42H248L247 44H246ZM5 42H3V43H1L2 44V47L0 46V58L2 59L4 56H5V54L4 53H6L7 52V50H6V52H5V48H4V46H6L5 44H4ZM41 44V46H40V44ZM58 43V42H57ZM68 43V42H67ZM76 43V42H75ZM115 43V42H114ZM182 43H183V41H182ZM191 43H193V42H191ZM195 43H199V42H195ZM202 42H200V44H201ZM203 43H205V42H203ZM232 43V42H231ZM253 43V44H254ZM0 44V45H1ZM39 44V45H38ZM70 44V43H69ZM72 44H74V42L72 43ZM71 44V45H72ZM106 44V43H105ZM111 44V43H110ZM168 44V43H167ZM166 44V45H167ZM212 44V43H211ZM210 44V45H211ZM217 44V43H216ZM226 44V43H225ZM243 44V45H244ZM259 44V43H258ZM261 44V43H260ZM4 45V46H3ZM53 45V44H52ZM77 45V44H76ZM113 45H116V43L115 44H113ZM165 45V46H166ZM171 46L173 45L172 43L170 44ZM189 45V44H188ZM61 46V45H60ZM80 46V45H79ZM78 46V47H79ZM99 46V49H100V47H101V49L104 47H102V45H98ZM122 46V45H121ZM169 46V45H168ZM236 46L237 45H235V47H234V49L233 50H236ZM241 46V45H240ZM239 46V47H240ZM261 46H264V44H262ZM51 47V48H50ZM68 47V46H67ZM83 47V46H82ZM172 47H175V46H172ZM189 47H192V46H189ZM227 47V46H226ZM232 47H233V45H232ZM252 47H254V45L252 46ZM57 48H58V50H57ZM124 48V47H123ZM120 49V47H119V51L120 50H122V52H123V54H126V53H124V52H126V51H123L124 49ZM186 48H187V46H186ZM205 48V47H204ZM207 48V47H206ZM229 48H230V52H231V47H230V45H229ZM243 48H245L244 46H243ZM2 49H4V50H2ZM20 49V50H21ZM62 49H64V48H62ZM68 49V48H67ZM91 49V48H90ZM104 49H105V47H104ZM103 49V50H104ZM112 49H114V48H112ZM184 49V48H183ZM238 49V48H237ZM105 50H107V49H105ZM104 50V51H105ZM115 50H116V48H115ZM118 50V49H117ZM201 50V49H200ZM199 50V51H200ZM209 50V49H208ZM255 50V49H254ZM257 50V49H256ZM255 50V51H256ZM12 51V50H11ZM11 51H10V53H11ZM37 52H38V50H36ZM64 51V50H63ZM66 51L67 50H65V54H66ZM109 51H110V49H109ZM112 51V50H111ZM118 51V52H119ZM183 51V50H182ZM186 51H187V49H186ZM186 51H184V52H186ZM203 51V50H202ZM217 51H219V50H217ZM237 52L239 51V50H236ZM18 52V51H17ZM16 52V53H17ZM22 52H19V57L20 58H23V57H21V53ZM93 52V51H92ZM91 52V53H92ZM96 52V51H95ZM102 52V51H101ZM105 52H107V51H105ZM122 52L120 51V54L122 55ZM129 52H131V51H129ZM220 52V51H219ZM225 52V51H224ZM228 52V51H227ZM234 52V51H233ZM232 52V53H233ZM248 52V51H247ZM8 53V52H7ZM6 53V58H7V55L9 54H7ZM39 53V52H38ZM40 53H42V52H40ZM45 53H43L44 55H46ZM51 53V54H52ZM70 53V52H69ZM90 53V54H91ZM132 53V52H131ZM236 53V52H235ZM240 53V52H239ZM242 53H244V52H242ZM12 54V53H11ZM14 54V53H13ZM21 54V55H20ZM43 54H39V55H43ZM48 54H50V53H48ZM68 54V53H67ZM97 54H99L98 52H97ZM104 54V53H103ZM112 54V53H111ZM133 54V53H132ZM207 54H208V52H207ZM236 54H238V53H236ZM255 54V53H254ZM4 55V56H3ZM16 55V54H15ZM22 55V56H23ZM34 55H35V53H34ZM38 55V56H39ZM61 55V54H60ZM214 55V54H213ZM218 55H219V53H218ZM227 55V54H226ZM225 55V56H226ZM229 55V54H228ZM232 55V54H231ZM262 55V54H261ZM12 56V55H11ZM10 55H9V57H11ZM27 56V57H28ZM48 56V55H47ZM71 56V55H70ZM73 56V55H72ZM99 56V59H95L94 57H95V55H94V57H91V59H93L92 61H91V59H90V61H81V60H79L78 62H80L82 65H79V64H77V65H79L80 66V69H82V70H85L84 72H85V74H83V76H81L82 78H84V79H87L88 80V82H89V91L91 92V93H94L95 95H96V97H97V99L98 100H100V102L101 101H103V103H104V108H105V110H107L106 108L107 107H111L112 109H113V111H112V113L115 115V116H117L118 118H120L121 119V122H120V125L123 123L122 121L123 120H127L126 122V124H130V126H128L129 127V129H131L130 127L131 126H135L134 128L136 129L137 127H139L140 126V124L139 123H141V122H139L138 123V119H139V117L140 116H142V115H144L143 114V112H141L142 113V115H140L141 113H140V109L142 108L143 109V107L142 106H144V104L141 102V100H140V98H139V96L138 95H136L135 93H133V92H130L129 91V89H130V87H129V84L131 83L130 82V80H132V79H130V80H128V77H127V75H126V77L124 76V73H126V72H124V70H122L121 69V67H123V65L125 66L126 65V61L128 62L129 60H128V58H127V60L125 59V60H120V59H124V58H126V57H124V58H122V56H121V58L118 56H116V58L114 59V56L112 57V59H113V61H112V63L110 64L111 66H113V69H112V67L110 68L109 66V64H107V63H110V60L108 59V61L109 62H107V60H106V62H105V60H101L100 59V57H101V55H98ZM110 56V55H109ZM125 56V55H124ZM127 56V55H126ZM208 56V55H207ZM210 56V55H209ZM235 56V55H234ZM256 56V55H255ZM27 57H26V60H27ZM31 57H34V56H32V55H30V58ZM35 57H37L36 55H35ZM106 58H108L107 57V55L105 56ZM111 57V56H110ZM213 57V56H212ZM220 57V56H219ZM224 57V56H223ZM228 57V56H227ZM257 57V56H256ZM260 57H264V56H260ZM5 57L3 58V59H6ZM12 58V57H11ZM11 58H9V59H11ZM19 58V59H20ZM30 58H29V60H30ZM69 59L71 58V57H68ZM211 58V57H210ZM221 58V57H220ZM233 58V57H232ZM0 59V62H3V61H5V60H1ZM13 59V58H12ZM25 59V58H24ZM24 59H20L21 60V62H23V60ZM37 60H38V58H36ZM43 59V58H42ZM73 59V58H72ZM80 59V58H79ZM95 59V60H94ZM104 59V58H103ZM209 59V58H208ZM212 59V58H211ZM218 59V58H217ZM225 59V58H224ZM253 59V58H252ZM19 60V61H20ZM44 60V59H43ZM100 60V61H99ZM210 60V59H209ZM214 60H215V56H214ZM219 60H221V59H219ZM255 60V59H254ZM9 60H6V64H7V66H10V68H11V63L13 64V61H16V60H13V61H11V63H9L8 62ZM30 61H34V60H30ZM51 61H53V60H51ZM63 61V60H62ZM97 61H99V63H101L102 64V62H104L102 65V67L101 68H103L104 66L106 67V69L108 70V69H111L112 71H110L109 70V73L107 72V71H105V68H104V70L103 69H100V67L98 66V64H97ZM124 61V62H123ZM134 62H135V60H133ZM132 61V62H133ZM211 61V60H210ZM234 61V60H233ZM49 62V61H48ZM67 62H70L71 63V61L69 60H67ZM77 62V61H76ZM133 62V63H134ZM240 62V61H239ZM8 63H9V65H8ZM28 63V62H27ZM31 63H33V62H31ZM41 63V62H40ZM52 63V62H51ZM54 63V62H53ZM56 63V62H55ZM54 63V64H55ZM58 63V62H57ZM66 62L64 61V64H65ZM125 63V64H124ZM229 63V62H228ZM231 63V62H230ZM19 64V63H18ZM100 64V65H101ZM106 64V65H105ZM123 64V65H122ZM216 64V63H215ZM220 64V63H219ZM223 64H224V62H223ZM14 65H15V63H14ZM20 65V64H19ZM25 65H27V64H25ZM46 65H47V63H46ZM60 65V64H59ZM128 65V64H127ZM212 65V64H211ZM225 65V64H224ZM234 65H235V63H234ZM244 65V64H243ZM249 65V64H248ZM1 66H3V65H0V67ZM13 66V65H12ZM18 66V65H17ZM21 66V65H20ZM79 66H77V67H79ZM131 66V65H130ZM209 66V65H208ZM207 66V67H208ZM212 66H214V65H212ZM216 66V65H215ZM75 68H76V66H74ZM138 67V66H137ZM239 67V66H238ZM1 68H3V67H1ZM4 68H7L6 70H4V69H1V71L2 70H4L5 72L6 71H8V68L9 67H4ZM9 68V72H12V68L10 69ZM54 68V67H53ZM99 68V69H98ZM134 68H135V66H134ZM139 68V67H138ZM210 68V67H209ZM212 68V67H211ZM216 68V67H215ZM225 68V67H224ZM229 68V67H228ZM40 69V68H39ZM77 69V68H76ZM34 70V69H33ZM41 70V69H40ZM81 70V71H82ZM102 70H103V72H102ZM212 70V69H211ZM214 70V69H213ZM224 70V69H223ZM4 71H2V72H4ZM43 71V70H42ZM53 71V70H52ZM51 71V72H52ZM71 71V70H70ZM78 71V70H77ZM205 71V70H204ZM206 71H207V69H206ZM210 71V70H209ZM1 72V74H4V73H2ZM23 72V71H22ZM21 72V73H22ZM25 72H26V70H25ZM28 72V71H27ZM79 72V71H78ZM121 72V73H120ZM208 72V71H207ZM213 72V71H212ZM218 72H220L219 70H218ZM232 72V71H231ZM246 72V71H245ZM261 72V71H260ZM15 73H16V71H15ZM20 73V72H19ZM24 73V72H23ZM75 73H77V72H75ZM81 73V72H80ZM83 73V72H82ZM205 73V72H204ZM213 73H215V72H213ZM221 73V72H220ZM229 73V72H228ZM248 73V72H247ZM250 73V72H249ZM6 74H8L7 72H6ZM16 74H18V72L16 73ZM29 74V73H28ZM127 74V73H126ZM140 74H141V72H140ZM163 74V73H162ZM216 74V73H215ZM214 74V75H215ZM235 74V73H234ZM252 74V73H251ZM258 74V73H257ZM5 75V74H4ZM3 75V76H4ZM21 75V74H20ZM77 75V74H76ZM75 75V76H76ZM81 75V74H80ZM85 75V76H84ZM135 75V74H134ZM222 75V74H221ZM249 75V74H248ZM261 75H262V73H261ZM10 76H13V75H10ZM18 76V75H17ZM24 76V75H23ZM22 76V78H26L27 76H25V77H23ZM36 76V75H35ZM37 76H39V75H37ZM41 76V75H40ZM206 76V75H205ZM204 76V77H205ZM243 76V75H242ZM253 76V75H252ZM1 77V76H0ZM18 77H21V76H18ZM31 77V76H30ZM203 77V78H204ZM213 77V76H212ZM216 77V76H215ZM218 77V76H217ZM257 77V75L255 76V77H253V78H251V79H253V82H254V80H259V81H261L260 80V78L261 77H259V79H258V77ZM2 78V77H1ZM12 78V77H11ZM10 78V79H11ZM32 78V77H31ZM31 78H29L28 77V79H27V81H25V82H27L28 84H30V80L32 81L33 79V81H32V84L31 85H33L34 86V82L39 78H36V77H33L32 79ZM43 78V77H42ZM78 78H80V77H78ZM127 78V79H126ZM134 78V77H133ZM219 78V77H218ZM242 78V77H241ZM247 79H248V77H246ZM254 78H256V79H254ZM14 79V78H13ZM19 79V78H18ZM23 79V80H24ZM36 79V80H35ZM51 79H52V77H51ZM75 79H77V78H75ZM126 79V80H125ZM135 79V78H134ZM215 79H217V78H215ZM221 79V78H220ZM226 79V78H225ZM247 79H245V80H247ZM7 80V79H6ZM11 81V80H10ZM45 81H47V80H45ZM51 81V80H50ZM55 81V80H54ZM53 81V82H54ZM84 80H82V82H83ZM127 81H129V82H127ZM132 81H134V80H132ZM221 81V80H220ZM227 81V80H226ZM24 82V81H23ZM59 82V81H58ZM136 82V80L134 81V83ZM227 82H229V81H227ZM245 82V81H244ZM256 82V81H255ZM12 83H13V81H12ZM43 83V82H42ZM41 83V84H42ZM79 83H81V80L79 81ZM127 83H129L128 85H127ZM137 83V82H136ZM226 83V82H225ZM230 83V82H229ZM232 83H233V81H232ZM235 83V82H234ZM248 83V82H247ZM260 83V82H259ZM262 83V82H261ZM8 84H11L10 82L8 83ZM37 84H38V82L36 83V86H37ZM40 84V85H41ZM88 84V83H87ZM132 84V83H131ZM253 84V83H252ZM6 85V84H5ZM30 85V86H31ZM54 85V84H53ZM242 85H243V83H242ZM259 85V84H258ZM257 85V86H258ZM11 86V85H10ZM36 86H34V87H36ZM44 86H46V85H44ZM49 86V85H48ZM130 86H132V87H134L135 86V84H134V86H133V84L132 85H130ZM228 86V85H227ZM237 86V85H236ZM245 86V85H244ZM253 86H255V85H253ZM256 86V87H257ZM7 88H8V85L6 86ZM16 87V86H15ZM14 87V88H15ZM23 87V86H22ZM38 87V86H37ZM36 87V88H37ZM41 87H43V85L41 86ZM41 87H39L40 89H41ZM58 87H60V86H58ZM129 87V88H128ZM232 87V86H231ZM5 88V87H4ZM3 88V89H4ZM10 88V87H9ZM13 88V86H12V91L11 90H8V92L9 91H11L10 92V95H5V94H8V92H7V90H6V93L5 94H3V93H0V264H231L232 262H230V260H232V259H229V258H233L234 256H233V254L234 253H236V254H234V255H238V253H237V251H238V248H237V251H235L234 253H233V248H231V251H232V256L233 257H230L229 255H227V253H223V252H225L223 249H226L227 247H224L223 246V242H221V240H220V238H216V236L215 237H213L212 235L213 234H211V231H210V223L208 224H206V223H204V221L201 223V222H199V223H195V222H193V224H191L192 223V221H190L189 223L190 224H188L187 225V223H186V225H184V223H181V219L180 218H178V220H177V217L175 218L174 217V219H176V220H174V225H173V227L175 228V230L173 229V231L175 232V234L176 235H172V236H174L173 238V242H175L176 240V244L174 243H171L172 241L168 238H166L165 236H163L162 235V233L160 232H157L158 234H157V236L155 235L156 233H153L154 231H155V229H156V227L155 226H153V227H151L152 225H151V223H153V222H151V221H148L149 220V218L147 217V216H145L144 214H143V216H144V218L142 217V216H140L142 213H138V206H140L139 207V209L140 208H142L141 210L143 211V209L144 210H147L148 212H147V214H148V216L150 215V212H151V214L153 213V208L155 207V202L153 203V200L151 201L153 204H149L150 202H148V199H153L154 197H153V195H155L154 193H152V192H154L153 190H152V188H151V194H153V195H148V189H147V192H145L146 191V188H148V187H144L143 186V183H144V185H146V181H144V182H139V180H138V176L140 177H143L142 175H137V173H140V172H138V170H139V164H140V159L141 158H143V157H141V156H139L137 153H138V150H135V151H137V153H134L133 155H132V157H129L130 155V152L132 153V151H130L129 149V151L130 152H127V150L125 149V147L124 148H121V149H124L123 151L122 150H119V151H117L118 149L117 148H119V147H117V145L116 144H118V142H117V140H113L114 138H112V136H111V138H110V135L108 136H103L102 138H100L98 135V138L96 137V141H95V136L96 135H93V134H90V136H88L89 138V141H91L90 143H96V144H98L97 143V141H99V145H100V147H101V150L103 151V152H106V153H104V154H106V156H104V159H102V154L103 153H97L98 155H99V157L102 159V160H105L104 162H107L106 160H108L109 161V159H106V157H110L111 159V161H110V164L109 163H107V165H114V166H111V168H109V166H107V168H109V169H112L111 170V172H113V169H114V172H113V175H112V173H111V177L112 178H108L107 177V175H104L103 173H99L98 175H99V177H101V179L99 178V177H94L93 175V179H87L86 178V181L84 180L85 178H84V175H85V172L86 171H84V168L82 167L84 164L83 163H81L80 162V158H81V155L79 156V154H76V151H78V149L80 148L79 146V141H82V140H77V138H75L73 135H77V134H75V133H73V135H72V132H71V135L70 134H68V133H66L65 134V132L64 133H58L57 132V135H56V137L54 136V139H48L49 141H47L46 140V142H43L44 141V138H43V136L42 135H40L41 133H39V135L38 136H41L42 138H43V143L41 144V146H40V148L39 149H36V148H38V147H36L37 145H39L40 143H39V141H37V143H36V141H34L35 143H36V145H35V143H33L32 141L33 140H35V139H33L32 141H31V137H29L30 135L28 134V132L26 131L27 129L29 130V128H27L25 131H22V134H20V136H21V138H18L17 136H16V138H14V136L15 135H17V134H15V133H11L12 132V130H13V124H16V126L18 125L17 123L19 122V121H16L17 120V118H18V116H20L21 115V113L20 112H24L23 111V109L24 110H26L25 108L27 107V104H30L29 102L28 103H26V100H24L25 102H23V100H20V99H23V97H25V95H22L23 97L21 98V96H20V94H19V96H20V99H19V97L17 98V99H19V100H15V102H13V95H11V93L13 92L14 93V89ZM18 88V87H17ZM16 88V89H17ZM32 88V87H31ZM55 88V87H54ZM6 89V88H5ZM262 89H264V88H262ZM18 90V89H17ZM20 90V89H19ZM31 90V89H30ZM50 90V89H49ZM86 90V89H85ZM135 90H136V87H135ZM234 90V89H233ZM251 90V89H250ZM5 91V90H4ZM23 90L21 89V92H22ZM33 91V90H32ZM35 91V90H34ZM36 91H37V89H36ZM54 91V90H53ZM57 91V90H56ZM88 91V92H89ZM227 91V90H226ZM229 91V90H228ZM238 91V90H237ZM20 92V93H21ZM40 92V91H39ZM44 92V91H43ZM243 92V91H242ZM17 94H18V92H16ZM22 93H24V91L22 92ZM21 93V94H22ZM225 93V91L223 92V94ZM25 94V93H24ZM33 94V93H32ZM42 94V93H41ZM53 94V93H52ZM56 94V93H55ZM59 94V93H58ZM64 94V93H63ZM236 94V93H235ZM204 95V94H203ZM253 95V94H252ZM29 96H31L30 94H29ZM34 96V95H33ZM32 96V97H33ZM37 96H39V95H37ZM41 96V95H40ZM144 96H145V94H144ZM221 96V95H220ZM219 96V97H220ZM227 96V95H226ZM233 96H235V95H233ZM246 96V95H245ZM28 97V96H27ZM31 97V99H33ZM43 97H45V96H43ZM95 97V96H94ZM146 97V96H145ZM145 97H144V99H145ZM152 97V96H151ZM196 97V96H195ZM199 97V96H198ZM198 97H196V99L198 98ZM201 97V96H200ZM222 97V96H221ZM257 97V96H256ZM261 97H264V96H261ZM202 98V97H201ZM205 98V97H204ZM209 98V97H208ZM25 99V98H24ZM27 99V98H26ZM41 99V98H40ZM48 99V98H47ZM150 99V98H149ZM200 99V98H199ZM198 99V100H199ZM28 100V99H27ZM34 100V99H33ZM39 100V99H38ZM45 100V99H44ZM151 100V99H150ZM206 100V99H205ZM17 101V102H16ZM96 101V100H95ZM217 101V100H216ZM221 101H222V99H221ZM223 101H224V99H223ZM262 101H264V100H262ZM261 100H260V102H262ZM42 102V101H41ZM78 102V101H77ZM90 102V101H89ZM189 102V101H188ZM259 102V103H260ZM24 103V104H23ZM26 103V104H25ZM43 103V102H42ZM53 103V102H52ZM95 103V102H94ZM99 103V102H98ZM183 103V102H182ZM197 103V102H196ZM200 103V102H199ZM210 103H212V102H210ZM258 103V104H259ZM35 104V103H34ZM54 104V103H53ZM57 104V103H56ZM82 104V103H81ZM80 104V105H81ZM91 104H93V103H91ZM100 104H102V103H100ZM99 104V105H100ZM145 104H148V103H145ZM191 105H192V103H190ZM195 104V103H194ZM198 104V103H197ZM213 104V103H212ZM255 104V103H254ZM257 104V103H256ZM255 104V105H256ZM49 105V104H48ZM58 105V104H57ZM98 105V106H99ZM105 105H107V106H105ZM190 105V106H191ZM24 106V107H23ZM26 106V107H25ZM31 106V105H30ZM29 106V109L28 110H26L27 112L26 113H28L31 117L33 116L32 114H34V111H33V109L35 108V105H33V106H31L30 107ZM42 106V105H41ZM101 106V105H100ZM103 106H101L102 108H103ZM197 106V105H196ZM33 107V108H32ZM37 107V106H36ZM48 107V106H47ZM101 107H99V108H101ZM178 107H179V105H178ZM261 107V106H260ZM30 108H32V109H30ZM147 108V107H146ZM149 108V107H148ZM196 108V107H195ZM201 108V107H200ZM36 109V108H35ZM61 109V108H60ZM64 109H65V107H64ZM111 109V110H112ZM141 109V110H142ZM29 110H32V111H30L29 112ZM66 110V109H65ZM84 110V109H83ZM98 110V109H97ZM144 110H145V108H144ZM144 110H142V111H144ZM198 110V109H197ZM58 111H60V110H58ZM95 111V110H94ZM172 111V110H171ZM174 111V110H173ZM199 111V110H198ZM202 111V110H201ZM33 112V113H32ZM37 112V114H35V115H37V117H38V119H37V121H40V122H38V123H40L41 124V128H42V131H44L45 130V132L46 133H48V132H50L49 130H48V132L46 131V129L45 128H49V127H53V125H52V123L50 124L49 122H47V121H45L46 120V118L43 116L44 115V113L42 112V111H40L41 112V115H40V113H39V110L38 111H36ZM51 112V111H50ZM66 112V111H65ZM78 112V111H77ZM87 112V111H86ZM96 112H98L99 113V111H96ZM103 112H104V110H103ZM134 112V113H133ZM149 112V111H148ZM184 112V111H183ZM187 112V114H188V111H186ZM185 112V113H186ZM190 112V111H189ZM15 113L17 114H19V115H15ZM25 113V112H24ZM32 113V114H31ZM43 113V114H42ZM61 113H62V115L61 116H58V118H59V120H60V123L62 122L63 123V121L65 120V117H64V112H62L61 111ZM105 113V112H104ZM176 113V112H175ZM179 113V112H178ZM182 113V112H181ZM184 113V114H185ZM192 113H193V111H192ZM191 113V114H192ZM53 114V113H52ZM55 114V113H54ZM101 114V113H100ZM136 114H139L138 116H137V120L135 119V121H137V122H135V123H138L137 124V126H136V124L134 123V120H132V119H134L135 117V115ZM148 114V113H147ZM195 115H196V113H194ZM194 114H192V116L194 115ZM26 114H24V116H25ZM28 115V116H29ZM34 115V117H36ZM47 114H45V116H46ZM48 115H50V114H48ZM57 115H59L58 114V112H57ZM134 115V116H133ZM151 115V114H150ZM194 115V116H195ZM17 116V117H16ZM27 116V115H26ZM83 116V115H82ZM111 116V115H110ZM179 116V115H178ZM183 117H184V115H182ZM188 116V115H187ZM186 116V117H187ZM36 117V118H37ZM56 117V116H55ZM61 117H62V119H61ZM143 117V116H142ZM148 117V116H147ZM180 117H181V115H180ZM28 119H29V117H27ZM33 118V117H32ZM36 118L34 119L35 121H34V125L36 124L37 126H39V124L36 122ZM58 118H57V120H58ZM158 118V117H157ZM22 119V118H21ZM78 119V118H77ZM123 119V120H122ZM141 119V118H140ZM147 120H149L148 118H146ZM29 120H31V119H29ZM53 120V119H52ZM58 120V121H59ZM142 120H143V118H142ZM141 120V121H142ZM162 120V119H161ZM188 120V119H187ZM193 120V119H192ZM206 120V119H205ZM6 121V122H5ZM25 121H27V120H25ZM50 121V120H49ZM117 121V120H116ZM133 121V122H132ZM189 121V120H188ZM208 121V120H207ZM20 122H22V121H20ZM32 122H33V120H32ZM31 122V123H32ZM36 122V123H35ZM76 122V121H75ZM75 122H73V124L75 123ZM79 122V121H78ZM118 122V121H117ZM125 122V121H124ZM132 122V123H131ZM144 121H142V123H143ZM163 122L165 123V121H164V119H163ZM185 122H187V121H184V123ZM195 122V121H194ZM198 122V121H197ZM23 123H25L24 121H23ZM27 123V122H26ZM30 122H28V124H29ZM61 123V124H62ZM119 123V122H118ZM117 123V124H118ZM161 123V122H160ZM193 123V122H192ZM22 124V123H21ZM67 124V123H66ZM78 124V123H77ZM187 124H189V123H187ZM19 125H20V123H19ZM23 125H25V124H23ZM30 125V124H29ZM55 125V124H54ZM65 125V124H64ZM119 125V124H118ZM117 125V126H118ZM120 125L118 126L119 128H120ZM122 125H124V124H122ZM142 125V124H141ZM184 125V124H183ZM199 125V124H198ZM15 126V127H16ZM104 126V125H103ZM125 126V125H124ZM126 126V127H127ZM146 126V125H145ZM144 126V127H145ZM171 126V125H170ZM23 127V126H22ZM29 127V126H28ZM30 127H31V125H30ZM33 127V126H32ZM36 126H34V128H35ZM71 127H73V126H71ZM77 127H78V125H77ZM127 127V128H128ZM141 127V126H140ZM174 127V126H173ZM172 127V128H173ZM17 128V127H16ZM39 127H37V129H38ZM40 128V129H41ZM74 128V127H73ZM126 128V129H127ZM149 128H151V127H148V129ZM172 128H170V129H172ZM20 129V128H19ZM23 129V128H22ZM33 129V128H32ZM31 129V130H32ZM36 129V131H37V133L39 132L38 130H40V129H38L37 130ZM50 129V128H49ZM52 129H54V128H52ZM52 129H50L51 131H52ZM72 129V128H71ZM125 129V128H124ZM135 129H133L134 130V133H135V131H137L139 128H137L136 130ZM35 130V129H34ZM108 130V129H107ZM118 130V129H117ZM133 130H131V131H133ZM163 130V129H162ZM184 130H186V128L184 129ZM184 130H182V131H184ZM198 130V129H197ZM18 131H20V130H18ZM66 131H67V129H66ZM128 131V130H127ZM140 131H141V129H140ZM139 131V132H140ZM148 131V130H147ZM168 131V130H167ZM167 131L165 132V134L167 133ZM176 131H177V129H176ZM14 132V131H13ZM16 133H18L17 132V130L15 131ZM24 132V133H23ZM93 132V131H92ZM100 132V131H99ZM106 132V131H105ZM172 132V131H171ZM170 132V133H171ZM178 132V131H177ZM176 132V133H177ZM21 133V132H20ZM37 133H36V135H37ZM46 133H44V136L46 135ZM53 133V132H52ZM51 132L50 133H48V134H52ZM56 133V132H55ZM106 133H108V132H106ZM131 134V133H129V135H135V134ZM150 133V132H149ZM178 133H180V132H178ZM183 133V132H182ZM19 134V133H18ZM43 134V133H42ZM47 134V135H48ZM94 134H96V133H94ZM98 134V133H97ZM100 134V133H99ZM102 134V133H101ZM115 134V133H114ZM138 134H140V133H138ZM173 134V133H172ZM54 135V134H53ZM52 135V136H53ZM103 135V134H102ZM105 135V134H104ZM150 135V134H149ZM19 136V137H20ZM78 136V135H77ZM76 136V137H77ZM122 136V135H121ZM148 136V135H147ZM187 136H189V137H186V138H189L190 139V135H187ZM193 136V135H192ZM37 137V136H36ZM35 137V138H36ZM107 137H109V138H107ZM133 137H137V136H133ZM140 137V136H139ZM179 137V136H178ZM177 137V138H178ZM202 137V136H201ZM18 138V139H17ZM53 138V137H52ZM127 138H128V136H127ZM134 138V139H135ZM152 138V137H151ZM154 138V137H153ZM157 138V137H156ZM177 138H175V139H177ZM182 138V137H181ZM193 138H195L194 136H193ZM40 139V138H39ZM78 139H81V138H78ZM101 139V140H100ZM124 139V138H123ZM129 139V138H128ZM138 139V138H137ZM137 139H135L134 141L136 142H138V140ZM158 139V138H157ZM160 139V138H159ZM175 139L173 140V142L175 141ZM122 140V139H121ZM155 140V139H154ZM171 140V139H170ZM184 140H186V139H184ZM192 140V142H193V139H190V141ZM101 141V142H100ZM120 141V140H119ZM131 141H133V140H131ZM158 141V140H157ZM160 141V140H159ZM158 141V142H159ZM189 141V140H188ZM187 141V142H188ZM199 141V140H198ZM207 141V140H206ZM210 140H208L207 141V143L209 142ZM141 142H143V141H141ZM177 142V141H176ZM192 142H190L191 144H193ZM201 142V141H200ZM211 142V141H210ZM85 143V142H84ZM89 143V144H90ZM140 143V142H139ZM139 143L137 144L138 145V147L140 146L139 145ZM180 143V142H179ZM183 143H185V141L183 142ZM189 143V142H188ZM198 143V142H197ZM95 144V145H96ZM143 144H144V142H143ZM163 144V143H162ZM204 144V143H203ZM202 144V145H203ZM79 145V146H78ZM92 145V144H91ZM119 145V144H118ZM128 145V144H127ZM145 145V144H144ZM156 145V144H155ZM157 145H158V143H157ZM86 146V145H85ZM84 146V147H85ZM120 146H124V144L123 143H121V145ZM142 146V145H141ZM141 146H140V149H141ZM149 146V145H148ZM168 146V145H167ZM171 147H172V145H170ZM186 146H189V145H186ZM191 146V145H190ZM189 146V147H190ZM82 147V146H81ZM134 147V146H133ZM147 147V146H146ZM169 147V146H168ZM180 147H181V145H180ZM179 147V148H180ZM193 147V146H192ZM89 148V147H88ZM93 148V147H92ZM96 148V147H95ZM99 148V147H98ZM127 148V147H126ZM130 148V147H129ZM134 148H137V147H134ZM160 148V147H159ZM162 148V147H161ZM165 148V147H164ZM182 148V147H181ZM183 148H185V146H183ZM91 149V148H90ZM106 151H105V150ZM188 149V148H187ZM206 149H208V148H206ZM94 150H96V149H94ZM143 150V149H142ZM160 150V149H159ZM177 150V149H176ZM193 150V149H192ZM92 151V153L94 154V152H93V149L91 150ZM120 151H122V152H120ZM134 151V150H133ZM134 151V152H135ZM162 151H163V149H162ZM178 151V150H177ZM210 151H211V148H210ZM212 151H213V149H212ZM211 151V152H212ZM144 152V151H143ZM185 153H187L186 151H184ZM189 152V151H188ZM196 152V151H195ZM83 153V152H82ZM91 153V154H92ZM118 155H117V154ZM129 153V154H128ZM148 153V152H147ZM171 153V152H170ZM200 153V152H199ZM84 154V153H83ZM140 154H141V152H140ZM166 154V153H165ZM169 154V153H168ZM183 154V153H182ZM211 154V153H210ZM213 154H215V151L213 152ZM86 155V154H85ZM89 155H90V153H89ZM97 155V156H98ZM120 155V157H121V155L124 157V160H123V164L120 162V159L118 158V156ZM144 155V154H143ZM170 155V154H169ZM77 156H79V157H77ZM94 156V155H93ZM145 156V155H144ZM166 156H167V154H166ZM179 156V155H178ZM178 156H173V157H175V158H177ZM212 157H213V155H211ZM122 157V158H123ZM141 157V158H140ZM157 157V156H156ZM170 157H171V155H170ZM181 157V156H180ZM211 157V158H212ZM92 158V157H91ZM132 158V161L130 160ZM151 158V157H150ZM163 158H164V156H163ZM181 158H183V157H181ZM77 159H80L79 161L77 160ZM144 159V158H143ZM149 159V158H148ZM152 159V158H151ZM171 159V158H170ZM195 159V158H194ZM219 159H221V158H219ZM83 160V159H82ZM81 160V161H82ZM121 160V161H122ZM153 160V159H152ZM173 160V159H172ZM175 160V159H174ZM179 160V159H178ZM197 160V159H196ZM84 161V160H83ZM82 161V162H83ZM142 161H144V160H142ZM154 161H156L155 159H154ZM169 161V160H168ZM186 161V160H185ZM222 161V160H221ZM86 163H85V165L87 164V161H85ZM112 162V163H111ZM132 163L131 165L132 166H130V163ZM149 162H151V161H149ZM157 162H159L158 164H160V165H158V167L159 168H161L162 167V165H161V163L163 162V161H161V163H160V161L158 160ZM178 162V161H177ZM190 162V161H189ZM192 162H193V160H192ZM213 162V161H212ZM77 163L79 164V166L77 165ZM129 163V164H128ZM144 162H142V166H145V163L143 164ZM218 163V162H217ZM135 164V165H134ZM150 164V163H149ZM166 164V163H165ZM187 164H189V163H187ZM214 164H216V163H214ZM133 165H134V167H133ZM152 166H154L153 164H151ZM183 165V164H182ZM212 165V164H211ZM210 165V166H211ZM87 166H88V164H87ZM94 166H95V163L93 162H91V165L88 167L90 170H93L92 172H94V170H95V168H94ZM99 166H101V165H99ZM185 166H187V165H185ZM193 166H195V165H193ZM262 166V165H261ZM85 167V166H84ZM96 167V166H95ZM102 168L104 167V166H101ZM130 167V168H129ZM132 167V168H131ZM149 167V169H150V166H148ZM175 167H176V164H175ZM68 168H70V169H68ZM97 168V167H96ZM100 168V167H99ZM127 168V169H126ZM135 168V170H133ZM165 168V167H164ZM182 168V167H181ZM195 168V167H194ZM201 168V167H200ZM205 168V167H204ZM71 169H72V171H71ZM87 168L85 167V170H86ZM98 169V168H97ZM104 169V168H103ZM109 169H107V170H109ZM129 169V173L128 172H125L126 170H128ZM156 169V168H155ZM70 170V171H69ZM141 170H143V169H141ZM163 170H165V169H163ZM178 170V169H177ZM189 170V169H188ZM188 170H186V171H188ZM197 170V169H196ZM195 170V171H196ZM200 170H202V169H200ZM217 170V169H216ZM87 171H88V169H87ZM97 171V170H96ZM101 171V170H100ZM105 171V170H104ZM116 171V172H115ZM147 171H148V169H147ZM176 171V170H175ZM199 171V170H198ZM198 171H197V173H198ZM120 172H121V174H120ZM143 172V171H142ZM153 172H155V171H153ZM160 172V171H159ZM158 172V173H159ZM163 172V171H162ZM180 172V171H179ZM182 172V171H181ZM202 172V171H201ZM204 172V171H203ZM211 172V171H210ZM148 173V172H147ZM164 173V175H165V172H163ZM177 173V172H176ZM84 174V175H83ZM96 174H97V172H96ZM102 174H103V176H106V177H103V179H102ZM143 174H146L145 172H143ZM150 174V173H149ZM153 173H151V175H152ZM162 174V173H161ZM83 175V176H82ZM120 175V176H119ZM132 177H131V176ZM147 175V174H146ZM168 175V174H167ZM170 175V174H169ZM184 175V174H183ZM182 175V176H183ZM80 176H82L81 178H80V180H83L84 182H80L81 183V185L82 184H84L85 182V184L86 185H80L79 186V184L80 183H78V181H80V180H78L77 178H79ZM109 176V175H108ZM119 176V177H118ZM122 176V177H121ZM158 176V175H157ZM171 176V175H170ZM203 176V175H202ZM247 176V175H246ZM120 177H121V180H119L120 179ZM135 179H134V178ZM140 177V178H141ZM153 177V176H152ZM96 178V179H95ZM97 178H98V180H97ZM180 178V177H179ZM192 178V177H191ZM196 178H198V177H196ZM212 178V177H211ZM154 179H157V178H154ZM184 179V178H183ZM194 179V178H193ZM246 179V178H245ZM97 180V181H96ZM185 180V179H184ZM230 180V179H229ZM102 181V182H101ZM103 181H107L106 183L108 184H105ZM156 181H158V180H156ZM200 181V180H199ZM208 181V180H207ZM169 182V181H168ZM193 182H195V181H193ZM203 182V181H202ZM245 182V181H244ZM100 183L102 184V185H100ZM156 183V182H155ZM206 182L204 181V184H205ZM211 183V182H210ZM96 184H98V185H100V187H102L103 188V190H102V192H104V191H107V190H109V191H115L116 192V194L115 193H112L111 194V198H118L119 200H121V201H124L123 203L125 204V202L128 204V207H127V209L125 210V212H121V210L119 209V206L118 205H116L117 203L115 202L116 201V199H114V200H111V198H110V200L111 201H113V202H109L108 200H109V198H108V196L106 197V195H105V198H101V188L98 186V187H95V185ZM140 184H142L141 186H140ZM154 184V183H153ZM190 184V183H189ZM203 184V183H202ZM212 184V183H211ZM256 184V183H255ZM103 185H107V187L105 188V187H103ZM173 185V184H172ZM154 186V185H153ZM186 186V185H185ZM195 186V185H194ZM210 186V185H209ZM255 186V185H254ZM259 186H261V185H259ZM259 186H258V188H259ZM141 187H142V189H141ZM143 187H144V189H145V191H143L144 189H143ZM172 187V186H171ZM187 187V186H186ZM189 187H190V185H189ZM205 187H207L208 188V185L207 186H205ZM105 188V189H104ZM170 188V187H169ZM212 188V187H211ZM210 188V189H211ZM236 187H231V190H233V189H235ZM256 187H254V189H255ZM258 188H256V191H257V189ZM262 188V187H261ZM150 189V188H149ZM171 189V188H170ZM169 189V190H170ZM174 189V188H173ZM180 190H177V191H175V194L177 193V192H179L180 191V193H177L178 195L179 194H181L182 192H181V190L183 191V189H181V188H179ZM196 189V188H195ZM206 189V188H205ZM214 189V188H213ZM216 189V188H215ZM230 189V188H229ZM260 189V188H259ZM187 190L189 191V189L187 188ZM186 190V191H187ZM201 190V189H200ZM207 190H209V189H207ZM230 190V191H231ZM237 190V189H236ZM168 191V190H167ZM172 191V193L174 192L173 190H171ZM212 191V190H211ZM217 191V190H216ZM229 191V192H230ZM238 191H239V189H238ZM238 191H236V192H238ZM248 191V190H247ZM143 192V193H142ZM145 192V193H144ZM185 192V191H184ZM194 192V191H193ZM199 192V191H198ZM218 192V191H217ZM234 192H235V190H234ZM233 192V193H234ZM235 192V193H236ZM241 191H239V193H240ZM250 192V191H249ZM249 192H247V193H249ZM108 193H110V192H108ZM155 193H156V191H155ZM166 193V192H165ZM172 193H170V194H172ZM214 193V192H213ZM232 193V192H231ZM246 193V192H245ZM260 193V192H259ZM144 194H147V195H145L144 196ZM150 194V193H149ZM161 194V193H160ZM170 194H169V196L168 197H170ZM176 194V195H177ZM184 193H182V195H183ZM187 194V193H186ZM238 194V193H237ZM237 194H235L236 196H238ZM258 194V193H257ZM158 195H159V193H158ZM168 195V194H167ZM173 195H174V193H173ZM173 195H171L172 196V200H176V198H179L180 197V195L177 197L176 196V198H174L173 197ZM188 195H190V194H188ZM197 195V194H196ZM212 195V194H211ZM214 195V194H213ZM225 195V194H224ZM227 195V194H226ZM235 195H234V197H235ZM244 195V194H243ZM259 195V194H258ZM262 195H264V194H262ZM143 196L144 197H148V199L146 198V199H143ZM149 196H150V198H149ZM186 196V195H185ZM185 196H183L184 198H185ZM200 196V195H199ZM220 196V195H219ZM241 196H242V192L240 193V198H241ZM103 197V196H102ZM158 197V196H157ZM156 197V198H157ZM167 197V198H168ZM196 197V196H195ZM203 197V196H202ZM245 197V196H244ZM247 197V196H246ZM262 197V196H261ZM260 196H259V199L261 198ZM107 198V199H106ZM174 198V199H173ZM199 198V197H198ZM205 198V197H204ZM207 198V197H206ZM223 198V197H222ZM236 198H238V197H236ZM249 198H251V197H248V199L247 200H249ZM155 199V198H154ZM168 199H170V198H168ZM170 199V200H171ZM231 199V198H230ZM252 199V201H253V198H251ZM262 199H264V197H262ZM262 199H260V200H262ZM145 200H147V202L145 201ZM156 200V199H155ZM158 200V199H157ZM185 201V200H187L186 198L185 199H182L181 198V201L179 200L178 201V199H177V201L178 202H176V201H170V202H172V204H169L170 206L172 205V206H174L175 205V207L177 208V206H179V208L178 209H181L180 208V206L183 204V205H185L186 204V202H185V204L183 203V201ZM209 200V199H208ZM207 200V201H208ZM245 200H246V198H245ZM257 200V199H256ZM260 200H259V202H260ZM197 201V200H196ZM205 201V200H204ZM219 201V200H218ZM262 201H264V200H262ZM261 201V202H262ZM170 202H167V203H170ZM209 202V201H208ZM249 202V201H248ZM254 202V201H253ZM258 202V201H257ZM257 202H255V203H257ZM161 203V202H160ZM189 203V202H188ZM187 203V204H188ZM203 203V202H202ZM205 203V202H204ZM251 203V202H250ZM254 203V204H255ZM123 204V205H124ZM162 204V203H161ZM186 204V205H187ZM235 204V203H234ZM122 205V204H121ZM141 205H144V207H141ZM157 205H159V203L157 204ZM156 205V206H157ZM167 205V204H166ZM169 205H167V206H169ZM185 205V206H186ZM208 205H210V203L208 204ZM240 205V204H239ZM248 205H250V204H248ZM260 205H261V203H260ZM163 206H164V203H163ZM170 206H169V208H170ZM216 206V205H215ZM223 206V205H222ZM228 206V205H227ZM233 206H235V205H233ZM251 206H252V204H251ZM257 206V205H256ZM262 206V205H261ZM118 207V208H117ZM162 207V206H161ZM166 207V206H165ZM182 207V206H181ZM192 207V206H191ZM195 207H196V205H195ZM246 207H247V204H246ZM172 209H170V212L172 211V212H174V210H173V208L174 207H171ZM184 208V207H183ZM182 208V209H183ZM193 208L194 207H192V210H193ZM210 208H211V206H210ZM216 208V207H215ZM236 208V207H235ZM235 208H233L234 210H236ZM129 209H131V211L130 212H127V211H129ZM162 209V208H161ZM175 209V208H174ZM188 209V208H187ZM222 209V208H221ZM226 209V208H225ZM261 209V208H260ZM156 210V209H155ZM177 210V209H176ZM192 210H191V212H192ZM196 210V209H195ZM194 210V211H195ZM198 210H199V207H198ZM229 210V209H228ZM241 210V209H240ZM262 210H264V208H262ZM158 211V210H157ZM167 211V210H166ZM184 211V210H183ZM187 211H189V210H187ZM209 211V210H208ZM208 211H206V212H208ZM212 211H213V209H212ZM222 211V210H221ZM238 211V210H237ZM253 211V210H252ZM144 212V211H143ZM171 212V213H172ZM201 212V211H200ZM220 212V211H219ZM231 212V211H230ZM236 212V211H235ZM241 212H242V210H241ZM241 212H239V213H241ZM244 212V211H243ZM245 212H246V210H245ZM258 212V211H257ZM257 212H256V216L255 217H251L252 218V220H251V218H249L250 217V215H248V217L246 218V216H245V218L246 219H248V220H246V221H248L247 223H244V224H247V225H249L248 226V229H249V227H250V230H249V232L248 231H242V233L243 232H245V234L243 233V235H245L244 237H243V235L241 236V234H239V236H241V237H239V239H237V240H239L238 242H240L241 243V241L240 240H243L244 238L246 239L247 238V240H248V238H249V240H250V242L251 243H255V244H257V247L260 245L261 247H264V213H261L260 214V212H258L259 214H257ZM262 212V211H261ZM144 213H146V212H144ZM155 213V212H154ZM153 213V214H154ZM168 213V212H167ZM178 213H179V211H178ZM177 213V214H178ZM197 214H198V212H196ZM209 213V212H208ZM232 213H233V211H232ZM247 213V212H246ZM245 213V214H246ZM251 213V212H250ZM253 213H254V211H253ZM252 213V214H253ZM138 214H140V215H138ZM160 214V213H159ZM188 214L190 215V211L188 212ZM193 214H194V212H193ZM192 214V215H193ZM197 214H195V215H197ZM222 214H223V212H222ZM227 214H229V213H227ZM235 214V213H234ZM233 214V215H234ZM244 214V213H243ZM157 215V214H156ZM166 215V214H165ZM187 215V214H186ZM201 215V214H200ZM208 215V214H207ZM224 215V214H223ZM232 215V214H231ZM232 215V216H233ZM237 215V214H236ZM242 215V214H241ZM247 215V214H246ZM254 215V214H253ZM151 216V215H150ZM194 216V215H193ZM199 216V215H198ZM235 216V215H234ZM145 217H147V218H145ZM162 217V216H161ZM170 217V216H169ZM201 217H202V215H201ZM218 217H219V215H218ZM218 217H217V220H218ZM244 217V216H243ZM167 218V217H166ZM184 218H187L186 216L184 217ZM205 218V217H204ZM203 218V219H204ZM220 218V217H219ZM180 219V220H179ZM189 219H191V218H189ZM193 219V218H192ZM202 219V220H203ZM221 219H223V218H221ZM227 219H229V218H227ZM187 220V219H186ZM201 220V219H200ZM205 221H206V219H204ZM212 219H210V220H208V222L209 221H211ZM217 220H215V221H217ZM224 220V219H223ZM237 220V219H236ZM235 220V221H236ZM149 223H148V222ZM152 221H153V219H152ZM164 221V220H163ZM177 221L179 222V223H177ZM194 221V220H193ZM219 221V220H218ZM228 221V220H227ZM234 221V222H235ZM240 221H241V219H240ZM147 222V223H146ZM244 222V221H243ZM167 223V222H166ZM212 224V223H211ZM213 224H216L215 222L213 223ZM239 224V223H238ZM241 224H243V223H241ZM154 225V224H153ZM159 225V224H158ZM164 225V224H163ZM167 225V224H166ZM233 225V224H232ZM218 225H216L215 227H217ZM237 226V225H236ZM236 226H235V228H236ZM246 226V225H245ZM188 227H189V229H188ZM208 227V228H207ZM214 227V228H215ZM152 228V229H151ZM155 228V229H154ZM159 228V227H158ZM167 228V227H166ZM169 228H170V226H169ZM177 228H178V230H177ZM207 228V229H206ZM240 228H242V227H240ZM164 229V228H163ZM209 229V231H207ZM213 229V228H212ZM220 229H221V227H220ZM220 229L218 228L217 230H219L220 231ZM242 229H244V228H242ZM247 229V228H246ZM246 229H244V230H246ZM154 230V231H153ZM213 230H215V229H213ZM227 230V229H226ZM230 230V229H229ZM228 230V231H229ZM232 230V229H231ZM156 231H159V230H157L156 229ZM193 232V233H190V232ZM241 231V230H240ZM239 231V232H240ZM218 232V231H217ZM166 233V232H165ZM165 233H164V235H165ZM170 233V232H169ZM216 233V232H215ZM214 233V234H215ZM220 233V232H219ZM228 233V232H227ZM230 233V232H229ZM234 233H236V232H234ZM162 235V236H161ZM216 235V234H215ZM235 235V234H234ZM219 236V235H218ZM166 238V239H164V238ZM177 237V238H176ZM233 237V236H232ZM242 237H243V239H242ZM236 238H238V237H236ZM235 238V239H236ZM176 239V240H175ZM231 239V238H230ZM244 239V243L245 242H249V240L247 241V240H245ZM168 240H170V242L168 241ZM175 240V241H174ZM168 241V242H167ZM228 241V240H227ZM226 241V242H227ZM236 241V240H235ZM213 242V243H212ZM234 241H232V243H233ZM237 242V241H236ZM236 242H234L237 246H238V242L236 243ZM250 242H249V244H250ZM212 243V244H211ZM233 243V245L232 246H234L235 244ZM244 243L242 244L243 246H244ZM254 243H253V246H254ZM229 245V244H228ZM235 245V246H236ZM241 245V246H242ZM251 245V244H250ZM226 246H227V244H226ZM236 246V247H237ZM246 246V247H245ZM245 248H247V246H249V245H246V243H245ZM252 246V247H253ZM229 247H231V245L229 246ZM250 247V246H249ZM251 247V248H252ZM261 247H259V249L261 248ZM223 248V249H222ZM243 248V247H242ZM236 249V248H235ZM226 250H229L228 248L226 249ZM242 250H244V249H242ZM246 250V249H245ZM248 251H249V248L247 249ZM253 251V250H252ZM254 251H256V249L254 250ZM253 251V253H251V254H253L254 255V252ZM243 252V251H242ZM241 251H239V255H241L240 253H242ZM262 253H264V252H262ZM243 254L245 255V253L243 252ZM247 255H248V253H247ZM256 255V254H255ZM246 256V255H245ZM248 256H250V255H248ZM237 256H235V258H236ZM239 257V256H238ZM237 257V258H238ZM243 256H241V257H239V258H242ZM257 257V256H256ZM245 258H249V257H244L243 258V261H242V263L244 262V259ZM254 258V257H253ZM259 258V257H258ZM255 259V258H254ZM251 260V259H250ZM234 261V260H233ZM240 262V261H239ZM239 262H236V263H239ZM247 262V261H246ZM253 262V261H252ZM236 263H232V264H236ZM239 264H241V263H239ZM251 264V263H250ZM253 264H254V262H253ZM256 264V263H255Z\"/></svg>",
    "mask_w": 264,
    "mask_h": 264
}]
</instances>
